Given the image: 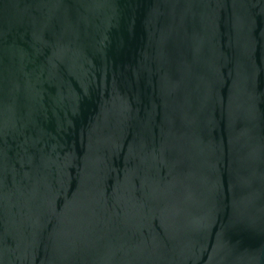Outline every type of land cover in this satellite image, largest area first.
Returning <instances> with one entry per match:
<instances>
[{
    "label": "water",
    "instance_id": "water-1",
    "mask_svg": "<svg viewBox=\"0 0 264 264\" xmlns=\"http://www.w3.org/2000/svg\"><path fill=\"white\" fill-rule=\"evenodd\" d=\"M0 264H264V0H0Z\"/></svg>",
    "mask_w": 264,
    "mask_h": 264
}]
</instances>
